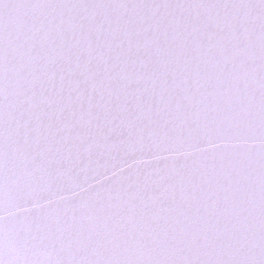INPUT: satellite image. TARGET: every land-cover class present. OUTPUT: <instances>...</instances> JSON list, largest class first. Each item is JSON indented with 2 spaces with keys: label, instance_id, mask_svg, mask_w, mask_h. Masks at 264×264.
<instances>
[{
  "label": "snow or ice",
  "instance_id": "1",
  "mask_svg": "<svg viewBox=\"0 0 264 264\" xmlns=\"http://www.w3.org/2000/svg\"><path fill=\"white\" fill-rule=\"evenodd\" d=\"M0 264H264V0H0Z\"/></svg>",
  "mask_w": 264,
  "mask_h": 264
}]
</instances>
